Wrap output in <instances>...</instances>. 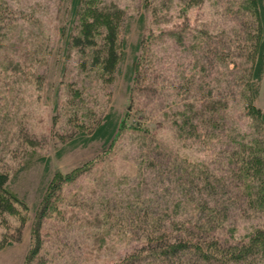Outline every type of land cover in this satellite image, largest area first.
<instances>
[{
  "label": "rangeland",
  "instance_id": "obj_1",
  "mask_svg": "<svg viewBox=\"0 0 264 264\" xmlns=\"http://www.w3.org/2000/svg\"><path fill=\"white\" fill-rule=\"evenodd\" d=\"M71 1L0 0V195L14 204L0 210V264L118 263L139 246L147 211L177 199L182 216L190 210L186 160L210 161L230 181V133L257 132L242 95L252 26L243 0H85L74 21ZM113 24L122 56L106 70L95 60ZM72 26L96 44L68 45ZM258 85L253 104L264 109V77ZM190 102L221 110L223 124L181 139L174 121ZM108 112L128 121L112 143L72 147ZM68 173L77 176L47 200ZM238 215L244 236L252 221Z\"/></svg>",
  "mask_w": 264,
  "mask_h": 264
},
{
  "label": "trees",
  "instance_id": "obj_2",
  "mask_svg": "<svg viewBox=\"0 0 264 264\" xmlns=\"http://www.w3.org/2000/svg\"><path fill=\"white\" fill-rule=\"evenodd\" d=\"M84 3L85 0L71 1L73 21L87 9L82 11ZM243 5L251 13L252 26L248 35V66L242 95L245 114L250 121L253 120L257 132L240 130L234 135L230 133L232 147L224 157L227 159L224 165L232 177L230 181L217 173L210 161L186 160L190 169L187 179L183 180L187 183L184 196L190 202V210H184L185 216H182V199H177L172 209L163 208L158 213L147 211L144 226H141L139 246L115 264H264V109L253 104V100L260 95L258 84L264 77V0H243ZM143 19L144 15H141ZM72 28L66 33L68 45L84 48L96 44V38L90 35L89 29L85 30V35H72ZM117 38L116 25H110L102 59L98 54L95 60V63L102 62L106 70H113L122 56L117 50ZM142 41L141 38L134 45L135 51L140 50ZM134 61L131 72L138 75V82L141 83L143 71L138 66L136 68L137 57ZM177 114L178 119L175 118L174 124L181 139L184 135L188 138L189 135L196 136L199 129L204 127L202 123L208 131L213 129L210 124L212 127L220 126L224 119L221 110L202 108V105L194 102L186 104ZM126 122L117 113L108 112L95 125L92 133L82 130L69 143H72V147L81 144L87 146L92 141L101 140L108 145L126 127ZM130 124L135 122L132 120ZM223 130L226 131L225 128ZM75 175H56L44 197L50 200V196L62 191L66 184L75 179ZM8 177L6 173H0V189ZM12 196L18 200L14 194ZM13 206L12 200L0 195V210L12 209ZM235 208L239 212L238 217L246 215L252 221L253 228L244 236L234 234L236 220L232 216ZM39 248L40 244L34 248V252Z\"/></svg>",
  "mask_w": 264,
  "mask_h": 264
}]
</instances>
